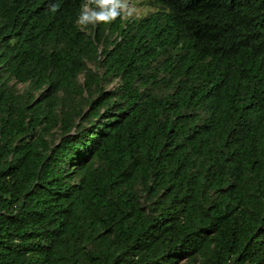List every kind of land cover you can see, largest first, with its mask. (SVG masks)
<instances>
[{
  "label": "trees",
  "instance_id": "trees-1",
  "mask_svg": "<svg viewBox=\"0 0 264 264\" xmlns=\"http://www.w3.org/2000/svg\"><path fill=\"white\" fill-rule=\"evenodd\" d=\"M143 1L0 0V264H264V0Z\"/></svg>",
  "mask_w": 264,
  "mask_h": 264
},
{
  "label": "clouds",
  "instance_id": "clouds-1",
  "mask_svg": "<svg viewBox=\"0 0 264 264\" xmlns=\"http://www.w3.org/2000/svg\"><path fill=\"white\" fill-rule=\"evenodd\" d=\"M49 8L55 12L58 5L50 4ZM131 16L132 10L127 0H83L76 22L83 29L89 25L109 24L118 18Z\"/></svg>",
  "mask_w": 264,
  "mask_h": 264
},
{
  "label": "rangeland",
  "instance_id": "rangeland-1",
  "mask_svg": "<svg viewBox=\"0 0 264 264\" xmlns=\"http://www.w3.org/2000/svg\"><path fill=\"white\" fill-rule=\"evenodd\" d=\"M131 10H132V16L131 17H124L121 18L122 20H127L130 18H142L144 16H147L150 13H153L156 11L155 8L151 7L150 5H148L145 1L143 0H127ZM92 69H94L92 66H90ZM82 82V79H81ZM116 86V84H113L111 86H109L107 89H112ZM18 88L20 90H23L24 87L22 85H19Z\"/></svg>",
  "mask_w": 264,
  "mask_h": 264
}]
</instances>
